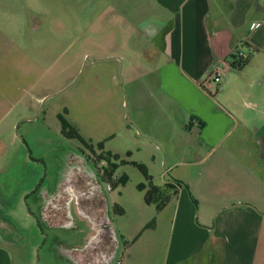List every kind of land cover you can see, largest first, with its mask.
I'll use <instances>...</instances> for the list:
<instances>
[{"label":"rangeland","instance_id":"obj_1","mask_svg":"<svg viewBox=\"0 0 264 264\" xmlns=\"http://www.w3.org/2000/svg\"><path fill=\"white\" fill-rule=\"evenodd\" d=\"M159 11L155 0H0V140L5 146L0 144V168L23 159V167L30 164L42 172L28 186L23 183L28 190L21 192L32 193L26 200L22 194L12 217L23 228L30 251L20 264H85L72 254L85 249L92 253L97 231L82 217L78 195L70 194L62 217L45 222L52 196L63 192L72 174L87 171L92 183L98 182L114 213L110 220L118 255L122 235L126 238L138 222L142 226L155 213L144 203L145 181L133 164L143 165L155 185L163 179L190 186L200 178L201 189L209 183L216 194L249 181L239 174L235 160L227 159V144L214 154L211 148L195 149L187 118L176 126L168 119L184 117L160 91L158 74L149 76L154 69L142 64L151 52L159 56L141 41L144 33L164 24L156 17ZM34 26L40 31L27 36L26 30ZM243 49L250 63L255 54ZM250 67L232 72L245 81L252 76L253 63ZM218 85L207 84L212 94ZM214 100L239 127H253L254 117H260L232 107V100L240 104L232 90L217 93ZM61 119L85 141L103 143L105 152L118 156L113 176L117 184L111 191L85 160L83 146L62 137ZM246 135L241 132L237 138L242 141ZM261 246L264 254V240Z\"/></svg>","mask_w":264,"mask_h":264},{"label":"crops","instance_id":"obj_2","mask_svg":"<svg viewBox=\"0 0 264 264\" xmlns=\"http://www.w3.org/2000/svg\"><path fill=\"white\" fill-rule=\"evenodd\" d=\"M155 1L160 9L156 17L164 24L154 35L159 34L162 44L158 59L151 52L145 55L142 64L154 69L149 76L158 74L160 91L165 92L166 99L184 117L177 116L178 121L170 116L168 119L176 126L187 118L197 141L195 149L211 148L214 154L227 144V159H234L239 174L249 181L241 186L236 183L224 193L220 188L216 194L215 186L211 189L207 183L209 187L203 190L200 178L195 179L190 186L185 185L187 189L179 190L161 211L150 212L142 226L138 222L129 236L122 235L121 255L117 254L120 248L117 240L109 245L105 237L94 238L92 253L85 249L72 255L85 264H103L105 256L109 260L106 264H264L261 246L264 181L259 180L264 175V0ZM243 47L255 54L248 63V67L253 63L252 76L245 81L232 72L228 63L233 53L247 57ZM217 66L223 69L224 75L212 94L205 81ZM226 90H232L240 101L238 104L232 100V107L260 116L254 117L253 127L245 124L239 127L230 114L221 111L214 98ZM261 123L262 127L256 126ZM245 131L247 138L239 141L241 136H237ZM0 144L4 146L2 139ZM9 166L0 168V174ZM168 182L162 179L157 186ZM102 199L100 213L86 199L82 201V217L89 219L93 226L103 217L106 222L110 221L114 232L110 220L114 213L110 212L103 193ZM64 212L54 218L48 214L45 222L58 220ZM14 225L19 235L23 233L21 225L16 222ZM19 252L11 253L0 246V264L15 261L20 264L30 251L24 255Z\"/></svg>","mask_w":264,"mask_h":264},{"label":"flooded vegetation","instance_id":"obj_3","mask_svg":"<svg viewBox=\"0 0 264 264\" xmlns=\"http://www.w3.org/2000/svg\"><path fill=\"white\" fill-rule=\"evenodd\" d=\"M38 29V27L34 26V28L30 30V32L29 30H26L27 36H36V32L40 31ZM147 33H149L148 37ZM147 33H144L142 35V43L151 44L152 48H155V52L159 51L162 44L159 34L154 35V31L151 32V30ZM83 59L85 61H88L89 56H85L83 57ZM62 137L64 136L62 135ZM87 144L88 147L81 144L84 149L82 150V154L84 155L87 162H91L95 166L97 175L100 177V180H102L101 178L104 174V170L109 169V163L106 158H109L110 164H113V154L104 151L103 143L102 148L98 147V144L100 143L93 145L90 142H87ZM108 155L109 157H107ZM30 163L35 164L37 162L30 158ZM22 164H24L23 159H20L19 161L16 160L10 164L7 170L0 174V246L4 247L5 249L7 248V250L11 253H14L15 250L20 251L19 253H21V255H24L28 251V244H26V241L24 240L25 236H23L22 233H20L19 235L18 230L14 225L15 222L11 217L14 216L16 209L19 206L18 201L21 198L22 194L26 193V196L24 197V199L26 200L27 196L32 193V189L30 191L21 192L25 189L28 190V188L22 187L23 183L25 184V187L28 186V181L32 180L34 177L35 179H38L42 172L34 170L32 165L30 164L25 165V167H23ZM72 175L73 177L70 180L65 181L64 189L62 190L63 192L59 191L52 196V208L49 210V212H51L49 214H51L52 218L58 216L57 214L61 213L62 210H64L67 203L71 200V193L78 195V197L80 198V203H82V201L86 199L87 202H89V206L93 207L94 210H96L98 213L101 212L100 207H103V199L102 191L97 187L98 182L94 180L92 183V179H90V176L92 175H90L87 171H85L84 174ZM81 207L83 206L81 205ZM101 219H98L99 222H97V225L94 224L95 222H92L94 224V230L97 231L96 238L105 237L106 242L109 245H112V239H115V237L114 232H112L111 229L110 221L108 223L106 222V220H104L103 217H101ZM102 227H104L105 229ZM111 247L112 246H110V251L113 250V248ZM102 261L103 264H106L109 260L105 256Z\"/></svg>","mask_w":264,"mask_h":264},{"label":"trees","instance_id":"obj_4","mask_svg":"<svg viewBox=\"0 0 264 264\" xmlns=\"http://www.w3.org/2000/svg\"><path fill=\"white\" fill-rule=\"evenodd\" d=\"M228 63L230 69L242 70L249 63V58L248 57L242 58L239 53H233L231 56H229ZM61 134L66 139L77 140L83 146L88 147L87 142L81 138L78 132L73 127L67 125L64 121H63ZM98 147L102 148V143L98 144ZM107 157H109V155ZM112 158L114 159L113 164H110L109 158H106V160L109 163V169L104 170V174L101 178L103 181H106L108 183L111 190L114 188V183L117 184L116 180L113 179V176H114V172L118 167L117 164L118 156L113 155ZM133 165L142 174L145 181V183L142 185V189L144 190V203L146 205H152L156 211H161L166 206V204L170 202V200H172L178 195L179 190H181L182 188L187 189L186 186L181 182L173 181V180L162 186H157L153 184L151 178L148 176L147 171L143 165L141 164H133ZM114 212L120 215L122 214V211L120 209H114Z\"/></svg>","mask_w":264,"mask_h":264},{"label":"built area","instance_id":"obj_5","mask_svg":"<svg viewBox=\"0 0 264 264\" xmlns=\"http://www.w3.org/2000/svg\"><path fill=\"white\" fill-rule=\"evenodd\" d=\"M223 75H224L223 69L220 66H217L214 69H212V71L210 72L208 79L205 81V83L209 84L212 82V83L218 85L221 83V81L223 79ZM107 190H110L109 186H107Z\"/></svg>","mask_w":264,"mask_h":264}]
</instances>
